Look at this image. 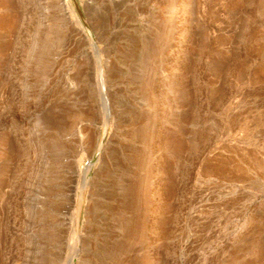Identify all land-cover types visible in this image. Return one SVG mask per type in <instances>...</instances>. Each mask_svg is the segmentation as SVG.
<instances>
[{"label":"rangeland","instance_id":"374dc122","mask_svg":"<svg viewBox=\"0 0 264 264\" xmlns=\"http://www.w3.org/2000/svg\"><path fill=\"white\" fill-rule=\"evenodd\" d=\"M76 3L0 0V264H264V0Z\"/></svg>","mask_w":264,"mask_h":264},{"label":"water","instance_id":"95a60500","mask_svg":"<svg viewBox=\"0 0 264 264\" xmlns=\"http://www.w3.org/2000/svg\"><path fill=\"white\" fill-rule=\"evenodd\" d=\"M73 1V4H74V8H75V11L78 15V17L80 18L81 22L85 25V20L83 18V15H82V12L80 10V8L78 7V4L76 3V0H72ZM94 160L91 161V163L93 162Z\"/></svg>","mask_w":264,"mask_h":264}]
</instances>
